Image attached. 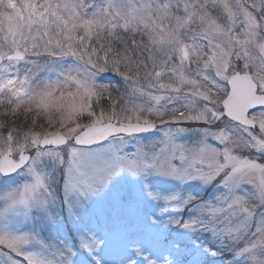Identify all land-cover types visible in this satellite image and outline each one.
<instances>
[{"label":"snow or ice","instance_id":"snow-or-ice-1","mask_svg":"<svg viewBox=\"0 0 264 264\" xmlns=\"http://www.w3.org/2000/svg\"><path fill=\"white\" fill-rule=\"evenodd\" d=\"M0 264H264V0H0Z\"/></svg>","mask_w":264,"mask_h":264}]
</instances>
